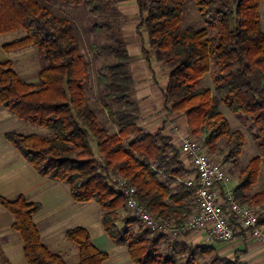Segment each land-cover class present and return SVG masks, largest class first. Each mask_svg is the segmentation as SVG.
Masks as SVG:
<instances>
[{
    "label": "trees",
    "instance_id": "obj_1",
    "mask_svg": "<svg viewBox=\"0 0 264 264\" xmlns=\"http://www.w3.org/2000/svg\"><path fill=\"white\" fill-rule=\"evenodd\" d=\"M193 1L201 17L216 26L215 35L205 27L179 26L186 0H136L148 46L154 50V58L168 68L162 93L165 105L170 112L184 114L192 133L203 134V144L210 150L215 149L216 141L225 139V159L233 161L245 144L244 135L230 126L218 106L223 103L231 112L247 116L257 129L252 137L259 155L243 168L233 192L241 204L264 205V186L252 192L264 163V30L258 12L263 0ZM116 2L0 0V34L18 29L25 32L5 43L4 50L32 45L46 62L37 72L39 82L31 83L14 70L12 60L0 61V103L13 116L51 132L39 135L10 130L5 139L40 175L66 182L73 200L96 202L106 234L114 244L126 246L134 264H248L240 257L247 252L245 247L227 259L214 246L173 240L167 245L170 255H163L159 245L164 239L169 241L167 237L150 235L141 225L132 229L139 221L126 207V194L117 178L135 187L139 204L154 218L180 226L195 206L193 189L182 182L191 171L163 126L150 132L138 124L130 98L134 83L128 69L131 57L125 41L112 35L110 42L89 44L93 54L112 55L97 69L95 83L102 110L114 130L100 122L86 94L90 73L79 30L74 19L51 7L52 3L84 7L91 29L101 33L110 32L109 16ZM142 52L149 63L144 48ZM209 72L214 80L212 90L197 85ZM0 204L14 217L12 228L21 234L28 264H67L40 240L33 222L38 203L27 202L20 195L14 200L1 197ZM122 210L126 211L123 216ZM259 218L264 223V215ZM65 237L78 248L77 264H103L109 256L93 245L83 227L66 230Z\"/></svg>",
    "mask_w": 264,
    "mask_h": 264
},
{
    "label": "rangeland",
    "instance_id": "obj_2",
    "mask_svg": "<svg viewBox=\"0 0 264 264\" xmlns=\"http://www.w3.org/2000/svg\"><path fill=\"white\" fill-rule=\"evenodd\" d=\"M48 1L49 3L52 0H42ZM52 9L60 14H65L74 19L75 24L79 30V35L81 38V52L84 54L85 59L87 61V69L90 73V80L86 85V94L88 100L92 103L93 107L98 113L99 120L102 124L106 125L110 128L109 121L107 119L106 112L102 110V100L100 99L98 87L95 83V77L97 73V69L103 62L109 61L112 59V55L108 52H102L98 54H93L89 50L90 43H103L110 42L113 37H120L125 41L126 49L127 47L132 51L131 58L128 63V69L132 76H134V83L132 89L130 91V98L134 102V111L138 115V124L141 126L143 123H147V126H144V130L154 132L157 130L155 124L150 125L148 122L155 121V118L159 115L160 111L167 115V118L161 122V126H163L164 132L167 133L170 137H174L173 140H176L175 134L188 135L193 138H199L201 144L203 145V149L206 153L211 156V158L219 161L223 167L227 170L231 184L235 188L240 180V176L242 175V170L245 166H247L249 160L257 155H259V150L256 144V141L253 139L252 134L256 132V128L252 126V123L245 115L235 114L231 112L228 107L220 103L218 106V110L223 114L229 121V124L232 128H239L245 139V144L242 148V151L238 157L237 161H233L231 158L228 160L225 159L226 154L228 153L225 139H220L216 141V146L214 150H210L209 147L203 144V134H195L190 130L187 121L185 124V120L180 111H172L170 113L168 107L161 104L160 94L155 89V83L158 85L162 83V81L167 78L168 68L163 64V62H158L154 58V50L148 46L145 36L144 27L140 26V16L138 14L136 0H117L116 8L110 14L109 18L111 20L109 31H103L101 33H95L90 27V19L89 15L86 12L85 8L82 6L79 7H69L59 3H52ZM259 22L260 28L264 30V0L259 3ZM179 26L184 28L186 26H193L196 28L205 27L210 35H215L218 30L216 26L207 20H204L203 17L199 14L197 7L193 0H186V6L181 16V21ZM25 32L21 29L14 30L8 33L0 34V61L10 59L13 62L14 70L20 75L21 78L27 80V82L36 83L39 82V78L37 72L40 68L46 65V62L42 59L41 55L38 53V50L35 46L27 45L21 48L4 50L3 45L8 43L16 38L23 36ZM146 50V54L149 56V64L151 62L152 67L155 68L153 75L148 71L146 58L142 49ZM136 52H133V51ZM214 65H212V69ZM161 82V83H160ZM145 84V86H142ZM198 86L209 87L211 90L214 87V80L212 78V72L205 74L197 83ZM150 89V90H149ZM98 102L95 104V102ZM158 103H157V102ZM160 101V102H159ZM166 111V112H165ZM170 113V114H169ZM162 114V116H163ZM171 115V116H169ZM160 116V115H159ZM181 118V119H180ZM178 121V122H177ZM26 127L21 129L20 131L23 134H39V135H47L50 134V130L46 127L33 125L31 123L26 122ZM160 127V126H159ZM114 130V128H110ZM150 129V130H148ZM179 131V132H177ZM90 145L95 153V156H98V152L96 149L95 141L90 137ZM184 157L182 156V159ZM190 173L187 176H189ZM185 178V177H184ZM182 178V179H184ZM264 186V163L261 164L260 170L258 173L257 180L253 185L252 192L260 191ZM256 209L259 214L264 215V205L260 206H250ZM128 211V210H127ZM126 211H121V216L125 215ZM119 225H122V222L118 221ZM140 227V223L132 226V229L136 230ZM142 227V226H141ZM150 235H153L148 231ZM158 236V235H157ZM242 240H237L238 246L236 248L227 247L228 243L217 242L212 245L205 244L204 242H199V244H205L208 246H214L216 248L217 253L220 257L233 259L234 251L237 249H243L244 247L247 250H251L252 248L262 246L255 242L252 239H249L247 236L243 235ZM173 240H162L159 245L160 253L163 255H170V247H167L168 244H171ZM180 242V241H179ZM187 243L193 242L191 239L185 241ZM231 243V242H229ZM219 248H223L218 251ZM117 251H123L127 254L126 246H121L119 248L110 249V254L115 256ZM246 254V253H245ZM245 254H241L240 257L242 259H247L248 256ZM251 257V256H249ZM207 258V257H206ZM250 264H261L260 262L264 259L262 256L259 258H249ZM252 259V260H251ZM260 262L258 263V261ZM132 264V263H131Z\"/></svg>",
    "mask_w": 264,
    "mask_h": 264
},
{
    "label": "crops",
    "instance_id": "obj_3",
    "mask_svg": "<svg viewBox=\"0 0 264 264\" xmlns=\"http://www.w3.org/2000/svg\"><path fill=\"white\" fill-rule=\"evenodd\" d=\"M136 8L138 10V6ZM145 36L147 41L146 31ZM127 51L131 57L132 51L128 47ZM147 68L153 75L155 68L152 67L151 62L150 64L147 62ZM132 77L134 78V76ZM166 83L167 78L160 85L157 82L155 83V89L160 94L163 107L165 102L162 93ZM142 86H145V84H142ZM162 114L160 111V116L158 115L155 121L148 122V124H155L156 128L162 127L159 122L165 120L167 118L165 114L168 113H164L163 116ZM183 118L186 124V118ZM26 126L24 120L13 116L0 103V198L14 200L22 195L27 202L38 203L40 209L33 215V222L38 229L40 240L48 249L60 254L67 264H77L79 262L78 248L65 237L66 230L75 227L87 229L93 245L98 249L107 251L109 256L103 264H134L128 252L126 254L123 251H117L115 256L110 254V249L119 248L123 245L114 244L106 234L101 223L102 210L96 202L73 200L69 185L66 182L40 175L23 158L20 152L5 139V132L16 130L23 133L20 130ZM141 126L144 128L147 123H143ZM173 134L174 136H181V134H175V132ZM173 138L171 137V141L178 147L180 137H176V140H173ZM13 220V215L0 204V264H28L23 251L21 234L12 228ZM190 239L193 241L191 243L201 242L200 235L197 232L183 236L181 241L185 242ZM230 242L226 246H233V249L238 246L239 241ZM221 249L223 248H219L218 251L220 252ZM245 255L248 256L247 259H244L248 264H250L249 258H259L260 256L264 258L263 249L260 246H254L251 250H247ZM260 263L264 264V259Z\"/></svg>",
    "mask_w": 264,
    "mask_h": 264
},
{
    "label": "built area",
    "instance_id": "obj_4",
    "mask_svg": "<svg viewBox=\"0 0 264 264\" xmlns=\"http://www.w3.org/2000/svg\"><path fill=\"white\" fill-rule=\"evenodd\" d=\"M199 138L181 135L179 149L191 174L182 182L194 192L192 214L180 226L161 222L139 204L135 187L121 177L118 186L126 194V207L150 233L181 241L183 236L199 233L201 242L212 245L242 240L245 235L262 246L264 253V223L253 207L241 204L234 196V187L223 165L203 149Z\"/></svg>",
    "mask_w": 264,
    "mask_h": 264
}]
</instances>
